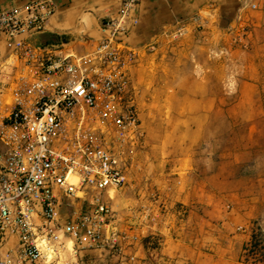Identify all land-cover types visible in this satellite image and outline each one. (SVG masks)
Segmentation results:
<instances>
[{
  "label": "built area",
  "instance_id": "1",
  "mask_svg": "<svg viewBox=\"0 0 264 264\" xmlns=\"http://www.w3.org/2000/svg\"><path fill=\"white\" fill-rule=\"evenodd\" d=\"M143 1L121 0L79 50L38 40L51 32L53 0L0 7V264H80L90 252L134 264L160 247L155 225L172 182L161 188L148 171L134 79L141 51L129 44ZM227 34L251 48L248 19L238 15ZM127 190L140 202L118 214L112 201Z\"/></svg>",
  "mask_w": 264,
  "mask_h": 264
},
{
  "label": "crops",
  "instance_id": "2",
  "mask_svg": "<svg viewBox=\"0 0 264 264\" xmlns=\"http://www.w3.org/2000/svg\"><path fill=\"white\" fill-rule=\"evenodd\" d=\"M26 1L0 0V7L11 8ZM53 1L55 15L50 21L51 32L46 33L52 37L67 33L85 18L96 20L98 31L99 21L114 17L121 0ZM251 4L256 10L248 8ZM238 15L248 17L254 25L252 56L256 50L264 49V0H144L137 10L138 24L130 34L129 44L142 51L155 39L158 88H165V93L171 90L172 98L187 102L177 111L186 116L185 126L179 129L181 138L177 139L180 154L157 163H166L168 167L157 168L155 180L161 188L171 181L172 191L168 207L155 225L161 245L156 253L145 251V256H154L161 264H178L181 259H190L194 264L199 261V253L189 245L185 235L197 216L195 207L181 218L177 212L179 205L203 204L204 213H212L205 206L212 194H240L241 168L249 160L243 158L240 149L217 155L213 148L218 140L207 136L214 114L243 117L264 113L254 106L260 82L254 59L229 63L220 53L228 50L227 31ZM178 29H182V34L173 39ZM233 67L236 74H229ZM233 84L236 102L230 107L221 106L222 100L233 93L230 88ZM241 145L233 144L238 148ZM237 215L242 219L250 217L247 212L237 211ZM87 255L99 257L100 261L108 259L94 252Z\"/></svg>",
  "mask_w": 264,
  "mask_h": 264
},
{
  "label": "rangeland",
  "instance_id": "3",
  "mask_svg": "<svg viewBox=\"0 0 264 264\" xmlns=\"http://www.w3.org/2000/svg\"><path fill=\"white\" fill-rule=\"evenodd\" d=\"M243 18L250 22L248 17L243 15ZM96 23L98 22L93 19H81L77 26L72 27L65 34L53 37L50 34H44L39 36V39L40 41L55 42L59 37L63 41H73L71 46L79 50L77 41L83 35L88 36L91 41L99 37ZM253 29L254 25H251L252 43L254 39ZM226 43L228 50L222 54L229 63L236 60L246 62L249 58L254 59V70L260 80L259 93L254 106L264 111V49H258L250 56L252 45L247 51L236 49L232 46L228 34L226 35ZM151 45L155 48V39L151 41ZM147 48L145 47L141 51L139 65L134 70V79L141 90L138 105L140 119L146 132L148 171L153 176L154 184H158V181L155 180L157 168L161 170L163 165L168 167L165 165L166 163L158 165V161L174 159L180 154L181 150L177 144V139L182 133L179 129L186 124V116L177 111L187 102L172 98L171 90L165 93V88H158L155 49L147 50ZM212 57L217 58L214 54ZM236 72L234 67L229 69V74H236ZM230 88L233 93L227 99L222 100L221 106L230 107L236 102L235 84L230 85ZM209 121L211 129L207 136L212 140H218L217 147L213 148L216 154H225L240 149L243 158L249 161L241 168L240 194L237 196L212 194L205 205L213 211L212 213H204L203 204L188 206L189 210L195 207L197 216L185 235L189 245L199 253L197 264H242L239 262L242 247L249 242L252 230L260 229L264 234V113L243 117L214 114ZM250 127H254V129L250 130ZM234 142L242 145L240 148L234 147ZM248 144L251 147H247ZM185 165L184 167H186ZM183 174L180 173L181 176ZM139 186L140 180L138 178L136 188ZM139 202L138 195L136 196L132 191L127 190L116 194L112 205L118 214H122L127 206L136 207ZM237 211L240 213L247 212L250 217L239 218ZM187 215L188 213L184 214L183 218ZM98 258L90 257V255L85 256L80 264L112 263L109 259L100 261ZM58 264L74 263L71 259L64 257ZM134 264L161 263L154 256L149 255L143 261L141 254H138ZM178 264H194V262L190 259H181Z\"/></svg>",
  "mask_w": 264,
  "mask_h": 264
},
{
  "label": "trees",
  "instance_id": "4",
  "mask_svg": "<svg viewBox=\"0 0 264 264\" xmlns=\"http://www.w3.org/2000/svg\"><path fill=\"white\" fill-rule=\"evenodd\" d=\"M242 264H264V234L260 229L252 230L250 240L242 247Z\"/></svg>",
  "mask_w": 264,
  "mask_h": 264
}]
</instances>
